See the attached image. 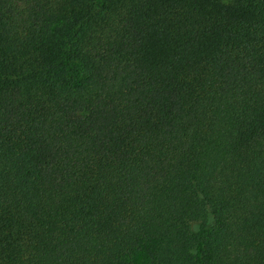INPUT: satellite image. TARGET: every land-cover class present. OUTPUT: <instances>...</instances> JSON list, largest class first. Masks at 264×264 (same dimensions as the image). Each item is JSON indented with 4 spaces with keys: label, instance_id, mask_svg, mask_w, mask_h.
<instances>
[{
    "label": "trees",
    "instance_id": "1",
    "mask_svg": "<svg viewBox=\"0 0 264 264\" xmlns=\"http://www.w3.org/2000/svg\"><path fill=\"white\" fill-rule=\"evenodd\" d=\"M0 264H264V0H0Z\"/></svg>",
    "mask_w": 264,
    "mask_h": 264
}]
</instances>
